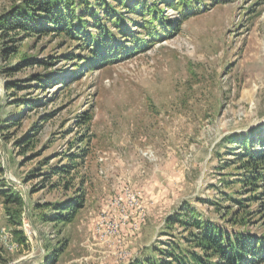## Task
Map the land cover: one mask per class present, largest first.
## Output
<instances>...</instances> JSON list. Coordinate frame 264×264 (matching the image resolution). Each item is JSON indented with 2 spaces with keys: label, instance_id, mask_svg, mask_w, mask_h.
<instances>
[{
  "label": "rangeland",
  "instance_id": "374dc122",
  "mask_svg": "<svg viewBox=\"0 0 264 264\" xmlns=\"http://www.w3.org/2000/svg\"><path fill=\"white\" fill-rule=\"evenodd\" d=\"M164 14L179 19L174 9ZM60 42L31 40L28 54L54 58L13 77L28 79L46 71L55 79L51 84L31 80V88L12 95L0 72V105L7 117L22 121L8 128L0 118L3 178L25 197L24 206H6L0 196V264H45L48 253L56 255V264H129L152 254L147 246L169 237L161 233L165 219L184 201L218 219L213 205L197 199L210 197L226 206L230 202L221 192L236 196L241 189L225 184L240 172L236 165L225 167L239 161L229 152L238 148H231L226 136L264 125V0L210 7L183 22L174 36L120 62L80 68L74 78L75 62L59 55L77 59L82 52ZM5 66L0 54V68ZM16 98L26 100L15 103ZM30 100L37 104L23 105ZM87 111L93 115L89 131L77 121ZM78 152L85 154L69 189L41 188L44 173L27 177ZM53 181L63 179L54 176L47 183ZM82 192L84 207L71 223L45 222L44 215L54 210L35 207ZM16 211L20 224L10 221ZM134 219L140 223L136 231ZM16 228L28 240L21 241ZM167 230L177 238L183 235L179 225Z\"/></svg>",
  "mask_w": 264,
  "mask_h": 264
},
{
  "label": "trees",
  "instance_id": "16d2710c",
  "mask_svg": "<svg viewBox=\"0 0 264 264\" xmlns=\"http://www.w3.org/2000/svg\"><path fill=\"white\" fill-rule=\"evenodd\" d=\"M2 1L0 0L1 3ZM226 1L228 0H4L5 4L2 3L0 9V54L6 65L0 68V72L7 76L4 86L14 95L16 89L31 88L33 85L28 83L31 80L40 82L42 86L47 85L45 82L51 84L55 80L46 71L31 74L28 79L13 78L18 71L36 65H47L50 63L48 59L54 58L51 56L44 59L36 54H28L31 40L39 42L44 37H49L60 38L61 45L73 43L74 49L82 52L77 59L67 53L59 56H66L67 60L75 62L71 74V78H74L80 68H101L145 51L153 44L174 36L182 23L192 16ZM167 9H174L179 19L176 21L165 15ZM139 28L144 33L135 31ZM20 100L26 99L16 98L15 103ZM28 103L36 105L37 101H24L23 105ZM5 111V106L0 105L1 122L8 121L4 126L10 128L22 123L16 116L7 117L9 115ZM85 114L77 121L81 126L85 124V130L89 131L93 115L91 111ZM27 137L21 140L26 141ZM225 141L231 148H238L237 152L232 149L229 152L236 154L239 159L227 162L225 167L236 165L240 170L234 181H226L225 184L227 187L238 184L241 189L234 192L236 196L221 192L222 200L230 202L226 206L210 197L197 199V202L213 205L220 217L214 219L190 202L184 201L165 219L166 231L161 233L169 234V237L147 246L146 250L152 254L142 258L135 257L129 264L264 263V125L257 126L248 134L233 132L226 136ZM84 154L68 153L64 157L65 163L39 173L37 169H33L27 177L32 179L44 173L42 176L46 183H42L41 188L50 185L56 189L63 185L64 189H69L72 187L70 177L78 170V159L84 158ZM43 165L48 166L49 161ZM4 174L5 170L0 162V196L4 203L6 206H24L25 197L15 190L16 185H8L3 178ZM54 176L63 181L47 183ZM84 203L85 192H82L67 198L65 202L44 203L35 207L54 210L53 215H44L45 222L71 223L75 219V212L83 208ZM10 221L20 224L18 211L11 216ZM176 225L183 230L181 238L167 230ZM14 231L21 241L23 238L28 240L24 230L16 228ZM22 234L25 235L22 237ZM55 258L56 255L46 254L45 264H56Z\"/></svg>",
  "mask_w": 264,
  "mask_h": 264
},
{
  "label": "built area",
  "instance_id": "2783aa9c",
  "mask_svg": "<svg viewBox=\"0 0 264 264\" xmlns=\"http://www.w3.org/2000/svg\"><path fill=\"white\" fill-rule=\"evenodd\" d=\"M129 200L131 199H134V198H128ZM123 213H124V219L127 217V214H126V205L123 204ZM121 224V222H120ZM119 224V225H120ZM136 228H137V220H133V231H136ZM2 232H5V230H1Z\"/></svg>",
  "mask_w": 264,
  "mask_h": 264
},
{
  "label": "bare ground",
  "instance_id": "6f19581e",
  "mask_svg": "<svg viewBox=\"0 0 264 264\" xmlns=\"http://www.w3.org/2000/svg\"><path fill=\"white\" fill-rule=\"evenodd\" d=\"M112 222H114V221H112ZM115 223V222H114ZM139 225H140V223L137 221V227H139ZM114 227H113V229L115 230V225H113ZM117 226V225H116ZM133 229V228H132ZM112 231V230H111Z\"/></svg>",
  "mask_w": 264,
  "mask_h": 264
}]
</instances>
